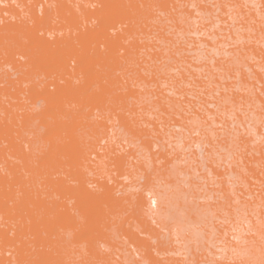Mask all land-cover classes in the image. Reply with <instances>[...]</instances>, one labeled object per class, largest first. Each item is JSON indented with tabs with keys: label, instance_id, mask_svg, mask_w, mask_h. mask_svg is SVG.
<instances>
[{
	"label": "rangeland",
	"instance_id": "rangeland-1",
	"mask_svg": "<svg viewBox=\"0 0 264 264\" xmlns=\"http://www.w3.org/2000/svg\"><path fill=\"white\" fill-rule=\"evenodd\" d=\"M0 264H264V0H0Z\"/></svg>",
	"mask_w": 264,
	"mask_h": 264
},
{
	"label": "bare ground",
	"instance_id": "bare-ground-1",
	"mask_svg": "<svg viewBox=\"0 0 264 264\" xmlns=\"http://www.w3.org/2000/svg\"><path fill=\"white\" fill-rule=\"evenodd\" d=\"M159 200H158V198L156 199V197H153L152 199H151V205H153L154 207H157L156 205H158V202Z\"/></svg>",
	"mask_w": 264,
	"mask_h": 264
}]
</instances>
